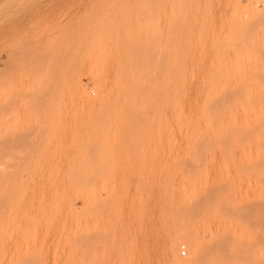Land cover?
Here are the masks:
<instances>
[{
  "label": "rangeland",
  "instance_id": "obj_1",
  "mask_svg": "<svg viewBox=\"0 0 264 264\" xmlns=\"http://www.w3.org/2000/svg\"><path fill=\"white\" fill-rule=\"evenodd\" d=\"M239 1L0 0V264L215 263L206 166L223 177L220 213L235 217L237 168L249 162L205 142L221 36L229 52L238 41L241 67L264 63V0ZM239 4L253 17L237 31ZM259 212L254 264H264ZM232 216L225 240L241 246Z\"/></svg>",
  "mask_w": 264,
  "mask_h": 264
},
{
  "label": "bare ground",
  "instance_id": "obj_2",
  "mask_svg": "<svg viewBox=\"0 0 264 264\" xmlns=\"http://www.w3.org/2000/svg\"><path fill=\"white\" fill-rule=\"evenodd\" d=\"M250 1L251 0H249V2ZM240 4H239V6H237V7H239V9H238L237 15H236V25H238L239 27H237V26L235 27L233 25L236 28V30H237V28L239 29L240 27H241V29L242 28L247 29L248 27L252 26L251 24H252V17H253L252 13L253 12L251 13L250 9H248L249 7H247V6H246L247 7L246 9H248V11H246L244 9V6H240ZM242 4H244V3H242ZM244 5H246V4H244ZM241 7H243V8H241ZM250 8L252 9V6ZM16 13H18V12H16ZM253 15H255V14H253ZM223 27H225V26H223ZM223 30H224V28H223ZM248 30H247L246 34L249 33L250 30H252V28L248 29ZM225 31H226V29H225ZM241 33L242 32H240L239 34H241ZM246 34L242 33V36L243 35L245 36ZM252 34L253 33H251L249 36L251 37ZM236 36H238V35H236ZM249 36H246V37H249ZM221 37H223V38H220V39H223V40L221 41L222 47L220 48L221 49V69H220L221 70V81H220L221 85H219V87H221V90H220V99H218L219 100V108H218V114H216L217 115L216 121L215 122L213 121L214 123L208 122L207 127L205 126L206 127L205 142L207 145H211L212 143H214L218 147V150L221 148H224L226 146H228V147L229 146H233V147L237 146L234 148H236L240 152L241 155L245 154V157H246V155L249 156V158L247 157L249 159V162L248 161H247L248 163L246 162V164H248L247 165L248 168L244 167V165H246L245 163L242 166V167H244V169H241L240 165H238L239 169L237 168V170H238L237 171V175H238L237 179L240 178V181L242 183L241 192L239 194L242 204H240L241 202L239 203V201L237 199H235L238 201L237 203H239L241 205L240 206L241 210L235 209L236 213H238V211H239L238 216L235 215V217H239V218H237L239 223H242L241 220H239V219L243 220V223L241 225L244 228L245 238L243 239L241 246L238 245L236 247H232V246L227 245L228 243L226 242L225 237L227 234L229 235L231 233L230 227H232V226L230 225L231 222L226 218H229V219H233V218H230L232 215L230 216V214L228 213V210H229L228 208H227V214L225 213L226 211L225 212L223 211L226 215L229 214L228 217H225L220 213L221 207H223L225 209L226 208L225 206H227L226 205L227 203L225 204V202H222L223 198L220 197L221 191L220 192L217 190L215 191L213 188V187L217 188L216 184L214 185V182H216L215 179L219 180L218 176H215V175H219V174H215L216 172L213 174L214 171L212 172V168H213L212 162H209L206 166V172H204L205 181H204V188H203L204 191H203V209H202L203 211L202 212H203V219L205 222L204 225L206 226L205 232H203V233L205 234L204 236H206L207 239L206 238H203V239H206V242L207 243L209 242L210 246L212 245L211 247L215 251V254H214L215 255V260H214L215 263L214 264H254L253 257L257 251V246L255 244H253L252 241L249 240V236L252 235V233H254V230L255 231L257 230L255 223H257V221L259 219L257 217V221H255L256 220L255 215H254V214H256L255 212L258 210V213H260L259 211L264 210V63H262L260 60V63L258 62V64H257L256 62L259 60L256 61L254 58H252L256 61L255 64H253V65L251 64V65L246 66L245 63H243L244 65L241 67L240 61L244 58H241V57L239 58L238 53H241V52L238 50V49H240L238 47L240 45L237 46V43H236L238 41H235V43H233V46H232L233 48L231 47L232 50H231V52H229L228 51L229 45L227 46V42H229L227 40V37H228L227 32L224 33V35ZM231 38H233V37L231 36ZM236 38H238V37H236ZM243 38H245V37H243ZM250 40H248L246 42H249ZM230 42H232V41H230ZM250 42H249V44L251 46L252 43H250ZM239 43L243 44L240 41H239ZM247 45L248 44H246V49L248 47ZM244 48H245V46H244ZM247 50H250V52L252 51L249 48ZM254 51H253V53H254ZM245 53H247V52H245ZM256 53L257 52H255V54ZM242 56L244 57V55H242ZM247 57H250V56H247ZM247 57L245 56V58H247ZM251 57H252V55H251ZM246 61H247V63L249 62L248 60H245L243 62H246ZM253 61H251V62H253ZM262 61H264V60L262 59ZM255 78H257L256 81H254ZM213 132L215 133L214 135H213ZM230 148H227V150ZM235 151L236 150H234L233 152H235ZM228 152H230V151H228ZM234 155H235V153H234ZM238 155H239V153H238ZM233 157H234L233 159H236V156H233ZM238 157H239L238 160L240 161V155ZM241 158L243 159L244 156H241ZM247 158H245V160ZM238 160L236 163H238ZM233 161H235V160H233ZM250 163H252V164L249 165ZM233 164H235V163H233ZM239 164H241V163L239 162ZM234 166H232V167H234ZM228 167H229V165H228ZM236 167H237V164L235 166V170H236ZM226 168L227 167L224 166V169H226ZM217 169H219V166ZM231 170H233V169H231ZM227 173H228V170H227ZM225 174H226V172H225ZM226 175H230V174H226ZM233 175H234V173H233ZM221 177L222 176H220V179L223 178V177L222 178ZM226 177L224 176V178H226ZM230 177H231V175H230ZM228 179H229V177H228ZM220 183L221 182L219 180V182L217 184H220ZM220 185H218V186L220 187ZM238 187H240V186H238ZM237 191L239 193V190H237ZM221 194H222V192H221ZM232 201H234V199ZM222 203H224V205ZM238 207H239V205H238ZM238 207H235V208L239 209ZM258 213H257V215H258ZM252 216H253V218H252ZM232 217H234V216H232ZM235 217H234V219H235ZM254 218H255V220H254L255 222L253 221ZM238 222L236 220V223H238ZM233 230H235V229H233ZM238 232H240V231H238ZM242 232H241V234H242ZM233 233H235V231H233ZM239 235H240V233H239ZM229 236H228V238H229ZM240 239H239V241H241ZM175 244H176L175 240L169 239L168 245H169L170 251H173ZM238 244H239V242H238ZM189 252L191 254L190 256L193 255L195 257V259L193 261L195 263L198 262L199 245L197 244V242L191 241L189 243ZM182 264H187V263L184 262Z\"/></svg>",
  "mask_w": 264,
  "mask_h": 264
},
{
  "label": "built area",
  "instance_id": "obj_3",
  "mask_svg": "<svg viewBox=\"0 0 264 264\" xmlns=\"http://www.w3.org/2000/svg\"><path fill=\"white\" fill-rule=\"evenodd\" d=\"M180 253L182 256H185L186 255V250H185V247L184 246H181L180 247Z\"/></svg>",
  "mask_w": 264,
  "mask_h": 264
}]
</instances>
